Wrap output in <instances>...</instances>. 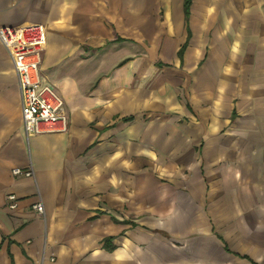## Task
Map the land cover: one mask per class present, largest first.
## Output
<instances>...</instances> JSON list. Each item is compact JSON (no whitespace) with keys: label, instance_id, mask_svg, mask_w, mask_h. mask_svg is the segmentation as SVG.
<instances>
[{"label":"crops","instance_id":"obj_1","mask_svg":"<svg viewBox=\"0 0 264 264\" xmlns=\"http://www.w3.org/2000/svg\"><path fill=\"white\" fill-rule=\"evenodd\" d=\"M28 23L66 129L25 136L0 42V264H264V0H0Z\"/></svg>","mask_w":264,"mask_h":264},{"label":"built area","instance_id":"obj_2","mask_svg":"<svg viewBox=\"0 0 264 264\" xmlns=\"http://www.w3.org/2000/svg\"><path fill=\"white\" fill-rule=\"evenodd\" d=\"M0 42L6 48L17 77L20 113L26 137L60 132L66 129L64 103L53 85L40 73L45 45L43 26L28 23L19 26H0ZM13 174L31 175L30 168H12ZM9 208L16 207V196H5ZM32 208L43 213L37 202Z\"/></svg>","mask_w":264,"mask_h":264},{"label":"trees","instance_id":"obj_3","mask_svg":"<svg viewBox=\"0 0 264 264\" xmlns=\"http://www.w3.org/2000/svg\"><path fill=\"white\" fill-rule=\"evenodd\" d=\"M190 1L191 0H183V12H184L185 18H187L188 16Z\"/></svg>","mask_w":264,"mask_h":264}]
</instances>
